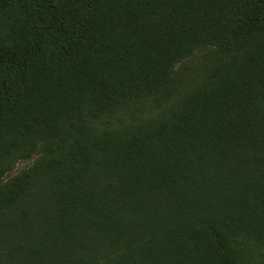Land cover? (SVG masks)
Segmentation results:
<instances>
[{
    "label": "trees",
    "instance_id": "1",
    "mask_svg": "<svg viewBox=\"0 0 264 264\" xmlns=\"http://www.w3.org/2000/svg\"><path fill=\"white\" fill-rule=\"evenodd\" d=\"M0 264H264V0H0Z\"/></svg>",
    "mask_w": 264,
    "mask_h": 264
},
{
    "label": "rangeland",
    "instance_id": "2",
    "mask_svg": "<svg viewBox=\"0 0 264 264\" xmlns=\"http://www.w3.org/2000/svg\"><path fill=\"white\" fill-rule=\"evenodd\" d=\"M30 163H31V160L24 161V162L20 163V164L17 166L15 172L18 171V170H20L21 168H24V167L28 166Z\"/></svg>",
    "mask_w": 264,
    "mask_h": 264
}]
</instances>
